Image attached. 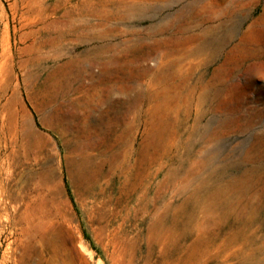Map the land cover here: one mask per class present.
Instances as JSON below:
<instances>
[{"label":"rangeland","instance_id":"374dc122","mask_svg":"<svg viewBox=\"0 0 264 264\" xmlns=\"http://www.w3.org/2000/svg\"><path fill=\"white\" fill-rule=\"evenodd\" d=\"M87 1L0 0V264H18L22 252L18 240L27 215L36 224L43 222L46 241L41 264H143L140 258L147 253L143 237L153 221L151 214L158 210L160 219L171 220L174 209L185 204L186 191L208 179L216 164L234 174L258 167L255 191L257 202L264 205V0H128L138 8L132 19L112 21L107 32L101 30L107 34L105 42L139 43L140 61L134 75H126L127 82L140 79L141 88L155 96L151 126L143 114L130 152L114 140L124 128L120 115L111 120L97 112L93 119L98 123L102 118L101 134L91 138L84 134L74 116V102L86 95L77 93L78 83L65 88L64 76L56 73L71 54L84 53L97 41L68 40L57 60L26 66L30 58L26 49L34 42L29 33L65 28L69 16ZM115 1L108 4L113 7ZM37 10L41 13L34 14ZM221 24L233 28L232 36ZM212 26H218L216 33L208 32ZM213 37H218V55L207 62L210 51L202 54L198 48ZM91 63L81 84L87 93L105 97L103 65ZM169 63L182 64L191 72L188 85L181 84L183 77L172 80ZM199 79L212 93L218 90V96L210 94L213 100L201 108L204 115L198 123L197 96L190 98L195 106L187 120L180 112L181 124L176 114L166 116L158 109L159 104L165 112L164 104L178 109L189 89L200 88ZM119 98H112L115 108L120 106ZM98 103L95 98L93 104L102 111L109 108L110 102ZM186 130H193L190 136ZM163 152H172V157H163ZM174 152L185 166L179 165ZM187 152H201L198 159L218 152V159L209 161V168L189 184L184 179ZM150 159L157 163L150 164ZM171 169L178 174L166 181ZM251 230L264 236V210ZM53 236L60 245L66 243L57 256L48 243ZM153 251L155 262L158 247Z\"/></svg>","mask_w":264,"mask_h":264},{"label":"bare ground","instance_id":"6f19581e","mask_svg":"<svg viewBox=\"0 0 264 264\" xmlns=\"http://www.w3.org/2000/svg\"><path fill=\"white\" fill-rule=\"evenodd\" d=\"M108 3L109 0L99 2L89 0L69 16L65 28L55 29L54 27L55 30L52 32L50 28L45 27L41 31L30 32V36L34 37V42L26 49L30 56L26 66L40 67V63L44 60H57L61 54L62 44L68 40L74 44H80L87 40L97 41L96 46L88 47L84 53L71 54L69 60L56 69V73L64 76L65 88L70 89L75 83H78L77 93L86 95V100L77 99L74 102V116L80 120L84 134L89 138L101 134L103 130L102 118H98V123H95L93 119L97 112L106 114L109 119L113 115H120L125 120L123 121L124 128L114 140L124 152H130L132 137L143 114L149 117L148 125L151 126L155 96L152 90L141 88L138 82L141 81L140 79L133 83L127 82L126 75L129 73L131 76L134 75L136 64L140 61L136 55V47L139 43L134 39L118 43L105 42L106 32L109 30L111 22L132 19L138 10L137 6L128 0H116L113 7ZM33 13L40 14L41 11L37 10ZM29 16L30 14L27 17L29 18ZM88 18H94L98 22L91 23ZM23 19L25 20L26 16H23ZM221 26L225 27V24H221ZM228 29L226 28L228 36H232L233 28ZM110 30L114 31L116 29L110 28ZM217 30L218 26H212L208 32L214 33ZM133 32L135 33V31ZM42 37L45 38L44 41H38ZM207 41L199 46L198 51L202 54L205 51H210L207 61L210 62L216 60L218 55V37H213ZM88 62L103 65L105 79L102 82L108 85L105 97L98 95L99 92L96 94L87 93L88 90L81 84L84 73L87 72ZM181 65H170L169 63L167 71H171L168 73L173 76H171L172 80L177 78L180 80L183 77L184 80L181 84L186 83L188 85L190 78H192L190 76L191 72ZM73 75L76 78L73 79ZM163 79H165V74L160 77L161 81ZM151 82L150 80L147 83V87H151ZM199 82L201 85L202 79H199ZM199 87L194 86V88L187 91L183 97V102H181L182 104L178 101L180 104L178 109H169L166 104L162 107L166 108V112L161 109L160 104L158 109L163 111L166 116L167 114H176V121L181 124L182 120L178 118L181 115L180 112L182 111L184 120H187L193 106L196 105V123H198L204 115L201 108L212 98H210V94L214 97L218 96V90L212 93V89L209 90L208 84ZM198 90H200L199 94ZM133 93H135L134 96H132ZM115 95L120 97V100L118 99L120 106L117 108L111 105L112 98ZM192 95L197 96L195 105L190 100ZM95 98L100 103L110 102L109 108L102 111L100 105L98 108L93 104ZM144 104H147L145 111L143 109ZM122 106L125 107L124 111L121 108ZM178 131L179 129L175 130L176 135L179 134ZM192 131L186 130L185 134L190 136ZM174 153H177L179 165L181 167L185 166L184 159L178 152ZM199 153L201 152L186 153L188 163L184 177L186 184L190 183L193 176L209 168V161L218 159V152H213L212 156L206 155L201 159L196 158ZM168 155L172 157V152H163L162 156L168 157ZM153 163H157V160L152 161L150 159V164ZM213 167L210 168L208 179L200 182L189 193L186 191L188 195L185 204L174 209L171 220L160 219L158 210L151 214L153 221L147 226L146 234L143 237L147 245L146 255L140 258L143 264H264V236H259L257 230H251L257 225L259 214L264 210V205L260 206L257 202L259 195L255 191L256 182L259 180L257 178L259 168L257 167V170L255 166L245 167L240 173L234 174L229 173L225 165L218 166L216 164ZM176 174L178 173L175 170H169L165 178L166 181L173 179ZM163 205L166 208L169 207L168 202H164ZM188 207L190 210L188 209V212L186 211L185 214L180 215L179 212L185 211ZM24 219V226L21 228L22 238L18 240V243L22 245V252L16 261L18 264H35L34 262L41 264L43 261V248L45 247L44 242L46 241L42 233V229H44L43 222L40 219V222L36 224L33 221L34 219L29 218V215ZM221 228H223L222 231H220ZM54 236L50 238L48 243L52 248L51 254L57 256L60 249L63 250L66 247V243L63 244L64 246L60 245L56 238L54 239ZM154 246L159 249L155 262L152 260L155 256ZM9 249L7 248L5 251L4 258L7 257L6 253Z\"/></svg>","mask_w":264,"mask_h":264}]
</instances>
